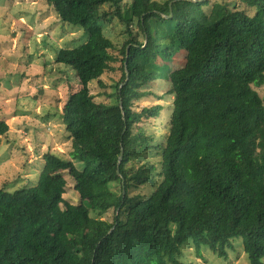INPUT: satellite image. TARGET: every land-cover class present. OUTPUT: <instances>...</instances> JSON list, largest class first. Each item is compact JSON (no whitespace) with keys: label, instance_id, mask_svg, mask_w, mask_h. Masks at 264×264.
<instances>
[{"label":"trees","instance_id":"trees-1","mask_svg":"<svg viewBox=\"0 0 264 264\" xmlns=\"http://www.w3.org/2000/svg\"><path fill=\"white\" fill-rule=\"evenodd\" d=\"M47 2L88 37L77 48L56 50V62L79 81L61 118L83 169L48 152L35 187H0V264H192L182 259L187 240L197 258L206 247L227 260L237 239L249 264H264V96L257 90L264 86V0H220L207 10V0ZM114 18L126 27L121 47L103 30ZM178 52L183 62L167 77L173 111L165 142L156 147L162 162L155 179L152 166H128L150 150L148 137L144 148L137 145L134 130L158 118L163 105L140 111L134 105ZM118 71L104 94L110 101H95L90 85L105 89L103 75ZM7 130L0 122V135ZM54 169L73 178L78 204L64 199L67 181ZM156 184L142 201L129 196L133 187ZM111 209L114 221L102 220Z\"/></svg>","mask_w":264,"mask_h":264},{"label":"rangeland","instance_id":"rangeland-1","mask_svg":"<svg viewBox=\"0 0 264 264\" xmlns=\"http://www.w3.org/2000/svg\"><path fill=\"white\" fill-rule=\"evenodd\" d=\"M130 1L123 0V5H129ZM154 1L164 3L167 0ZM207 1L205 10L220 0ZM228 4L250 16L255 14V8L246 4L235 1H228ZM110 9L109 6L105 7V10ZM131 29L134 33L138 31L136 22ZM103 30L118 47L128 39L126 27L116 18L105 22ZM87 39L80 27L62 22L47 0H0V122L8 127L7 132L0 135V187L6 191L15 192L35 187L39 175L46 169L43 159L45 153L73 160L72 142L65 130L61 114L69 96L77 92L80 86L74 70L56 62V50L77 48L85 44ZM175 56L173 64L162 71L163 77L143 88L150 95L134 105L137 111L143 107L163 105L158 118L144 120L139 124L140 129L134 130L133 137L137 139V145H143L141 147L144 148L143 139L148 137L147 146L150 150L145 151L128 166L135 169L152 166L155 179L159 178L162 162L161 149L156 147L165 142L173 111L174 97L167 95L171 89L167 77L171 71L180 68L183 62L181 52ZM119 78V71L106 72L102 77L108 86L105 89L93 82L90 89L95 101H110L104 94L111 93L110 86ZM257 90L264 96V86ZM161 96L165 98L160 100ZM152 146L155 148H151ZM73 161L79 170L83 169L82 163ZM50 173L63 175L67 181L64 199L71 204H78L80 197L75 190L73 178L66 171L57 169ZM156 187L157 184L154 187H133L129 196L139 197L138 200L142 201ZM113 188L119 191L120 185L115 184ZM128 208L127 206L125 210ZM116 215L117 212L111 209L100 218L113 222ZM182 250L185 263L249 264L241 239L234 242V249L228 251L227 260L220 259L206 247L202 249L203 260L197 258L190 240L184 243Z\"/></svg>","mask_w":264,"mask_h":264},{"label":"water","instance_id":"water-1","mask_svg":"<svg viewBox=\"0 0 264 264\" xmlns=\"http://www.w3.org/2000/svg\"><path fill=\"white\" fill-rule=\"evenodd\" d=\"M194 2H202V0H192ZM172 5V2L170 3V6ZM170 17V16H169ZM127 81H128V74H127ZM126 81V82H127ZM126 84V83H125ZM122 159H123V154H121L120 158H119V163L120 164L122 162ZM125 187H124V180H123V192L125 193Z\"/></svg>","mask_w":264,"mask_h":264}]
</instances>
